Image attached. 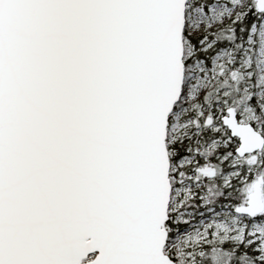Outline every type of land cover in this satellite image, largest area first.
<instances>
[{
    "label": "snow or ice",
    "instance_id": "snow-or-ice-1",
    "mask_svg": "<svg viewBox=\"0 0 264 264\" xmlns=\"http://www.w3.org/2000/svg\"><path fill=\"white\" fill-rule=\"evenodd\" d=\"M0 264H264V0H0Z\"/></svg>",
    "mask_w": 264,
    "mask_h": 264
}]
</instances>
